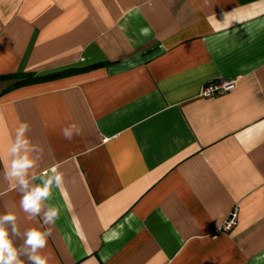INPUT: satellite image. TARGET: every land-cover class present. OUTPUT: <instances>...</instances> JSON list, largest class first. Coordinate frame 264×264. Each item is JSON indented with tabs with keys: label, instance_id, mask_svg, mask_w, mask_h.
Instances as JSON below:
<instances>
[{
	"label": "crops",
	"instance_id": "1",
	"mask_svg": "<svg viewBox=\"0 0 264 264\" xmlns=\"http://www.w3.org/2000/svg\"><path fill=\"white\" fill-rule=\"evenodd\" d=\"M261 121L264 0H0V216L24 264L34 227L48 264H264ZM20 122L32 171L63 175L31 220L5 178Z\"/></svg>",
	"mask_w": 264,
	"mask_h": 264
},
{
	"label": "clouds",
	"instance_id": "2",
	"mask_svg": "<svg viewBox=\"0 0 264 264\" xmlns=\"http://www.w3.org/2000/svg\"><path fill=\"white\" fill-rule=\"evenodd\" d=\"M247 131L259 135L264 131V121L254 125ZM30 125L28 122H20L15 129L14 140L10 143L7 151L9 153L10 165L5 168V178H14L17 181L16 188L20 192V208L28 214V219L39 216L43 201L49 200L52 196L53 186L60 188L63 183V175L59 170V165H54L38 176L32 171L36 168V159L32 153L36 150L29 135ZM80 129L76 124H71L62 129V136L65 140L71 141L74 135H79ZM41 179L42 184L33 185L31 181ZM59 218V210L54 205H50L44 212L42 220L45 225H52ZM17 217L14 213L8 212L0 216V264H24L20 258L21 253L9 239L8 231L4 227L5 222L15 225ZM15 232V226L13 228ZM51 231H41L39 228H29L24 233V247L30 249L24 253L27 256L28 264H48V258L38 254V250H43L48 243Z\"/></svg>",
	"mask_w": 264,
	"mask_h": 264
},
{
	"label": "built area",
	"instance_id": "3",
	"mask_svg": "<svg viewBox=\"0 0 264 264\" xmlns=\"http://www.w3.org/2000/svg\"><path fill=\"white\" fill-rule=\"evenodd\" d=\"M231 86V82H210L207 85L203 86L200 91L201 97H214L217 95H221L226 92L229 87ZM237 213L236 210H233L229 216L227 217L226 221L222 226L223 231H229L233 225L236 223Z\"/></svg>",
	"mask_w": 264,
	"mask_h": 264
},
{
	"label": "trees",
	"instance_id": "4",
	"mask_svg": "<svg viewBox=\"0 0 264 264\" xmlns=\"http://www.w3.org/2000/svg\"><path fill=\"white\" fill-rule=\"evenodd\" d=\"M97 66L98 65L92 66V68H95ZM66 74H68V72H65L62 74H52V75H47V76H36L33 73L17 74V75L12 76L18 80L12 87H17V86H22V85H30V84H35V83L47 81V80H52L54 78H57V77H60L62 75H66Z\"/></svg>",
	"mask_w": 264,
	"mask_h": 264
}]
</instances>
